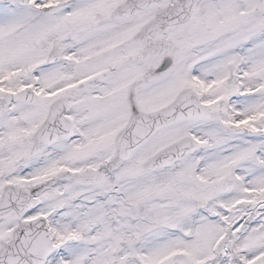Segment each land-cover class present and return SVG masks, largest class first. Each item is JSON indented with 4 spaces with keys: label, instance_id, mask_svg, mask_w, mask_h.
Instances as JSON below:
<instances>
[{
    "label": "snow or ice",
    "instance_id": "6c2138e0",
    "mask_svg": "<svg viewBox=\"0 0 264 264\" xmlns=\"http://www.w3.org/2000/svg\"><path fill=\"white\" fill-rule=\"evenodd\" d=\"M0 264H264V0H0Z\"/></svg>",
    "mask_w": 264,
    "mask_h": 264
}]
</instances>
